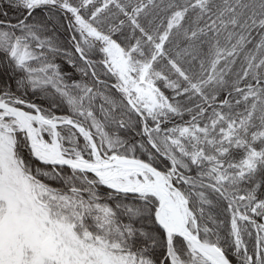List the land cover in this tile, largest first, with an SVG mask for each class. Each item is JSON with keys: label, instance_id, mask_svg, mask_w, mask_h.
I'll return each mask as SVG.
<instances>
[{"label": "snow or ice", "instance_id": "obj_1", "mask_svg": "<svg viewBox=\"0 0 264 264\" xmlns=\"http://www.w3.org/2000/svg\"><path fill=\"white\" fill-rule=\"evenodd\" d=\"M0 264H264V0H0Z\"/></svg>", "mask_w": 264, "mask_h": 264}]
</instances>
